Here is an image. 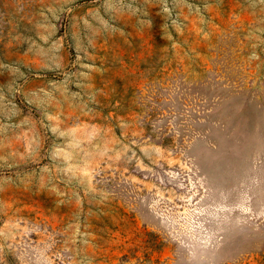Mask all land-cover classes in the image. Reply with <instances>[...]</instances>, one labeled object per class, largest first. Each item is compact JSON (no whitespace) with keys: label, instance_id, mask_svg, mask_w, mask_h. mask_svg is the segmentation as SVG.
Returning a JSON list of instances; mask_svg holds the SVG:
<instances>
[{"label":"rangeland","instance_id":"1","mask_svg":"<svg viewBox=\"0 0 264 264\" xmlns=\"http://www.w3.org/2000/svg\"><path fill=\"white\" fill-rule=\"evenodd\" d=\"M0 264H264V0H0Z\"/></svg>","mask_w":264,"mask_h":264}]
</instances>
